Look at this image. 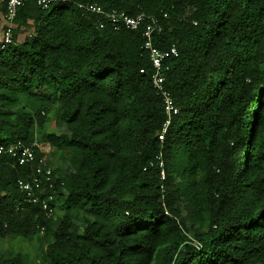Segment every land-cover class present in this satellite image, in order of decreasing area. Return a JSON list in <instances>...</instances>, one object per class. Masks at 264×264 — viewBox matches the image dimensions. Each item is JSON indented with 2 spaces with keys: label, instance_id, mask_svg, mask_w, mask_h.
I'll list each match as a JSON object with an SVG mask.
<instances>
[{
  "label": "trees",
  "instance_id": "trees-1",
  "mask_svg": "<svg viewBox=\"0 0 264 264\" xmlns=\"http://www.w3.org/2000/svg\"><path fill=\"white\" fill-rule=\"evenodd\" d=\"M86 2L155 15L154 43L177 46L166 85L178 113L163 140L141 31L100 27ZM1 45L0 149L37 139L68 167L46 159L48 216L18 186L41 147L25 164L0 153V241L41 250L0 264H264V0L28 1Z\"/></svg>",
  "mask_w": 264,
  "mask_h": 264
},
{
  "label": "built area",
  "instance_id": "built-area-1",
  "mask_svg": "<svg viewBox=\"0 0 264 264\" xmlns=\"http://www.w3.org/2000/svg\"><path fill=\"white\" fill-rule=\"evenodd\" d=\"M28 1H35L43 8H48L53 2L60 0H7L5 13L6 26L3 31L1 48H5L12 42L19 9ZM78 6L92 13L101 15L103 19L100 21L99 25L102 28L105 26V20H108L114 29L128 28L141 31V34L144 37L143 46L149 51L150 59L154 68L152 83L156 92L163 98L165 112L167 114L166 121L159 134L160 139L163 140L173 116L178 113V107L175 104L171 91L166 85V73L171 69L172 64L178 58L179 50L175 44H172L167 48H161L154 43V33L160 32L163 29L160 19L157 16L147 14L146 12H141L137 15H130L124 11L116 9L106 10L96 2L79 3ZM165 16H167V14H165ZM35 146L41 147L37 139L31 145H26L21 140H17L7 149H0V153H10L16 158L19 164L31 163L37 159ZM160 165L163 166V162H161ZM162 174H164L163 170ZM53 181V168L52 166L47 165L46 158L42 156L38 159V165L35 172L27 178H19L18 186L22 191L27 193L31 202L41 200L42 206L46 210V214L52 216L54 210L49 205V200H51L53 196L50 195L48 198L40 199L37 190L40 189L42 184L53 186Z\"/></svg>",
  "mask_w": 264,
  "mask_h": 264
},
{
  "label": "rangeland",
  "instance_id": "rangeland-1",
  "mask_svg": "<svg viewBox=\"0 0 264 264\" xmlns=\"http://www.w3.org/2000/svg\"><path fill=\"white\" fill-rule=\"evenodd\" d=\"M3 24H4V20L0 16V40L2 38ZM50 129H57L53 121L49 122L46 125L45 130H50ZM40 146L44 152L45 158L48 161H51L54 167H59L62 170L67 169L68 167L67 162L62 160L59 153L53 151V149L50 147V144L40 143ZM60 212H62L61 209L58 210L59 214ZM17 252L27 253L29 255V258L36 262L40 261L41 259L40 243L37 239L28 240V239H19V238H6L0 241V255L5 253L15 254Z\"/></svg>",
  "mask_w": 264,
  "mask_h": 264
}]
</instances>
